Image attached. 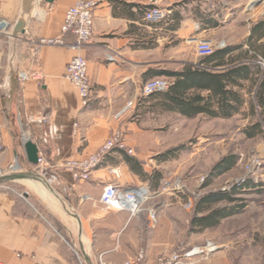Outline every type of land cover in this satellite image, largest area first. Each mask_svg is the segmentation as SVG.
<instances>
[{
  "label": "crops",
  "instance_id": "0c3cea01",
  "mask_svg": "<svg viewBox=\"0 0 264 264\" xmlns=\"http://www.w3.org/2000/svg\"><path fill=\"white\" fill-rule=\"evenodd\" d=\"M77 1L0 0V19L9 29L0 33V141L5 145L0 152V260L98 264L103 254L108 264H124L144 249L146 264H156L154 253L163 248L160 228L150 224L147 214L133 217L111 208L101 195L110 182L131 188L149 185L154 175L159 178L149 186L158 190L162 162L149 158L161 156L168 143L194 133L206 138L213 122L264 116V28L260 34L256 30L264 9L253 10L252 0H162L169 16L150 23L145 13L153 0H98L88 44L36 49L32 40L62 34L66 11ZM193 37L226 41L217 49H227L226 63L214 72L248 71L247 79L237 77L233 85L240 100L232 102L231 115L214 108L218 115L189 118L166 108L164 99L142 95L155 70L197 66L200 57L184 49ZM63 38L73 43L75 37ZM112 53L117 61L108 60ZM76 54L89 63L93 92L87 106L65 77ZM20 72L39 78L24 81ZM133 100V107L119 115ZM119 131L126 149L107 154L89 181L75 180L63 166L97 152ZM28 140L38 145L44 163L28 158Z\"/></svg>",
  "mask_w": 264,
  "mask_h": 264
},
{
  "label": "rangeland",
  "instance_id": "374dc122",
  "mask_svg": "<svg viewBox=\"0 0 264 264\" xmlns=\"http://www.w3.org/2000/svg\"><path fill=\"white\" fill-rule=\"evenodd\" d=\"M256 1L252 0L249 7L264 9V0L253 6ZM195 38L201 37L190 39L184 49L200 57ZM211 40L216 46L226 42L220 38ZM255 121L256 118H236L226 123L213 122V132L206 138L195 133L179 137L168 143L161 156L149 158L153 159L150 163L162 162L160 169L164 175L160 189L155 190L157 195L149 204L157 207L158 220L153 227L162 231L159 247L163 248L154 253L156 262L161 256L181 251L184 257L179 264H264V132L253 138H247L245 132ZM207 139V144L202 143ZM180 145L184 148L176 154L165 155ZM226 155H236V165L208 183L214 165ZM178 180L183 186L174 189ZM148 181L149 185L155 183V178L149 177ZM243 181L252 184L241 188L234 201L222 200L212 206V209L234 206L237 213L224 217L217 226L203 228L195 223L198 201L209 193L231 191ZM164 198L163 206L159 202ZM190 201L192 207L188 208Z\"/></svg>",
  "mask_w": 264,
  "mask_h": 264
},
{
  "label": "built area",
  "instance_id": "2783aa9c",
  "mask_svg": "<svg viewBox=\"0 0 264 264\" xmlns=\"http://www.w3.org/2000/svg\"><path fill=\"white\" fill-rule=\"evenodd\" d=\"M162 0H153L152 6L146 10L145 19L150 23H159L164 21L169 16V11L161 5ZM99 5L98 0H78L72 5L67 11L64 21L61 25L62 34L55 38H39L32 40L35 44L36 49H40L44 45H65L74 49H80L92 38L94 34V23H95V9ZM9 32L8 24L6 21L0 19V33ZM66 34L74 35L73 43L65 42L63 36ZM196 51L200 57L211 55L218 47H224L225 44H214L209 38H195ZM118 54H109V61H117ZM88 60L81 54H76L74 58L68 63L66 67L65 77L74 85L83 99L85 106L89 105L92 98L93 85L91 84V78L88 70ZM19 77L21 80H29L31 77L39 78L38 73H26L20 72ZM171 80L166 77L151 78L146 81L143 87L142 95L147 97L155 92H161L166 90L171 85ZM134 100L130 101L126 107L119 111V115L123 114L127 110L133 107ZM32 120L34 118L32 117ZM44 121L48 120L46 116L43 118ZM77 126V123L75 127ZM1 135V131H0ZM3 143L0 141V152L4 150ZM126 149V144L122 140L121 131L112 134L102 147L91 155L80 159H68L64 162L63 166L66 170L71 172L75 180L89 181L92 177V173L100 164L104 161L107 154L111 153L115 149ZM129 154L133 153L132 149H128ZM39 163H44L45 158L38 157ZM117 177L121 176V171L118 169L113 170ZM245 181L241 182L244 183ZM183 186L178 180L174 189H179ZM164 189V188H163ZM157 195V192L147 184L137 185L135 187H125L115 182L107 184L104 192L101 195L102 200L106 205L111 208L121 211H128L131 216L135 217L140 214H147L150 224H154L158 220V213L156 205H150V201ZM188 208L192 207V201L187 205ZM184 253L173 252L166 254L157 259L156 264H179L181 263ZM189 255L190 253H186ZM77 255H79L77 253ZM147 256L144 249L139 251L134 259L126 261L124 264H146ZM0 264H6L0 260ZM98 264H108L103 254L99 256Z\"/></svg>",
  "mask_w": 264,
  "mask_h": 264
},
{
  "label": "trees",
  "instance_id": "16d2710c",
  "mask_svg": "<svg viewBox=\"0 0 264 264\" xmlns=\"http://www.w3.org/2000/svg\"><path fill=\"white\" fill-rule=\"evenodd\" d=\"M256 30L260 34L264 28V21H261L256 25ZM255 30V29H254ZM253 35V32H252ZM227 54V49L215 50L213 54L200 57L197 66L184 67L181 70H169L160 68L155 70L151 77L164 75L171 80V85L168 89L161 92H155L147 97L164 99L166 108L174 111H180L183 115L191 118L200 113L208 112L211 115H218L219 113L214 109L221 110L224 115H231L232 110L235 109V104L232 102L240 100V95L234 91V83H239L237 77H248V71H227V72H214V68L219 65H225L223 58ZM264 85V78L260 88ZM208 90V93L203 96L202 91ZM146 97V98H147ZM247 138H253L264 132V116L260 120H256L254 124L249 125L246 128ZM184 148V145H180L175 149H172L165 153L168 157H171L169 153L176 154L177 150ZM238 157L235 155H226L216 163L211 171L207 182L210 183L211 179L215 176H219L224 172H227L234 168L237 163ZM153 178L158 180V176L154 175ZM252 183L246 181L241 184H237L231 191L222 190L221 192L209 193L197 202L196 212L197 215L194 218L195 223L201 225L203 228L209 226H217L220 221L227 216L237 213L234 210V206L222 208H213L214 203L222 202V200H228L230 202L235 200V195L243 187H250ZM208 215L198 216L199 213L208 212Z\"/></svg>",
  "mask_w": 264,
  "mask_h": 264
},
{
  "label": "water",
  "instance_id": "95a60500",
  "mask_svg": "<svg viewBox=\"0 0 264 264\" xmlns=\"http://www.w3.org/2000/svg\"><path fill=\"white\" fill-rule=\"evenodd\" d=\"M261 2V0H257L256 2L253 3V6H258L259 3ZM25 146L28 152V158L32 161V162H38L39 161V149H38V145L30 140L25 142Z\"/></svg>",
  "mask_w": 264,
  "mask_h": 264
}]
</instances>
